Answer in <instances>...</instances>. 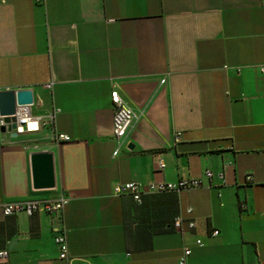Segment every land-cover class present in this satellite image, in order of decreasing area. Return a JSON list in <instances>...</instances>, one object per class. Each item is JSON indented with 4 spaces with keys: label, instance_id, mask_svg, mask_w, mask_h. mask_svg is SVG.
<instances>
[{
    "label": "crops",
    "instance_id": "crops-1",
    "mask_svg": "<svg viewBox=\"0 0 264 264\" xmlns=\"http://www.w3.org/2000/svg\"><path fill=\"white\" fill-rule=\"evenodd\" d=\"M262 68L264 0L0 1V91L31 89L42 118L58 109L36 132L0 126V264H178L184 245L187 264H264ZM114 88L134 112L121 140ZM38 151L53 154L52 188L32 185ZM180 177L202 186L113 193ZM60 196L61 213L2 210ZM188 207L198 228L178 231Z\"/></svg>",
    "mask_w": 264,
    "mask_h": 264
},
{
    "label": "built area",
    "instance_id": "built-area-1",
    "mask_svg": "<svg viewBox=\"0 0 264 264\" xmlns=\"http://www.w3.org/2000/svg\"><path fill=\"white\" fill-rule=\"evenodd\" d=\"M2 1V0H0ZM38 2L43 0H36ZM264 68H262L263 70ZM50 86V85H47ZM110 99L113 105V136L117 140H121L128 130L130 129L133 120H134V112L131 107L124 101V99L120 96L117 89H112L110 92ZM58 109H54L51 113H49L45 118L34 115L31 111V107L29 105H20L16 106L14 114L9 117H13L14 121L6 122L5 116H0V126L3 128H7L8 125L14 124L15 128L11 129L15 133H31L36 132L40 129L41 126L53 124L55 115ZM180 136V132H176L175 138L178 139ZM53 139L56 141H69L70 137L63 133L54 132L52 135ZM159 169L164 167V163L162 161L159 162ZM205 176L211 177L212 171L207 169L205 171ZM247 180L251 181L252 177L247 176ZM202 186V181L197 178H189V177H180L178 180L174 182H152L146 185H143L136 181H129L125 183H115L113 185V193L114 195H130L136 202L141 201V197L145 191L150 192H180L186 189H193ZM68 203V198L65 196H60L54 200H29L25 202H9L5 203L2 206V210L4 215H13L18 212H25L28 215H32L37 211H43L47 214L53 213H61L64 206ZM192 208L188 207L185 210V214L187 217L183 215H177L173 219V227L182 231L184 228L187 229H196L198 228V221L188 216L191 215ZM219 234V230L214 228L210 231L209 235L217 236ZM54 241L59 249V258L67 259V242H66V229L63 227L54 236ZM194 243L197 246H202L203 241L201 238H196ZM191 254V248L187 245H184L182 251L177 259L178 264H187V259ZM8 257V252L6 250L0 251V259L2 261H6Z\"/></svg>",
    "mask_w": 264,
    "mask_h": 264
},
{
    "label": "water",
    "instance_id": "water-1",
    "mask_svg": "<svg viewBox=\"0 0 264 264\" xmlns=\"http://www.w3.org/2000/svg\"><path fill=\"white\" fill-rule=\"evenodd\" d=\"M33 104V93L29 88L0 91V116H5L6 122H13L9 117L15 112L16 106ZM15 125H8L14 129ZM32 185L36 189L52 188L55 186L53 154L50 151L33 152L30 155Z\"/></svg>",
    "mask_w": 264,
    "mask_h": 264
}]
</instances>
